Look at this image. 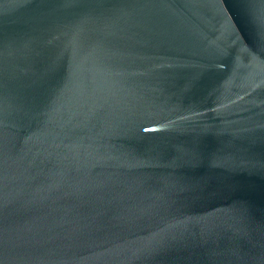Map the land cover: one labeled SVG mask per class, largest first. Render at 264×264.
<instances>
[{
    "label": "water",
    "instance_id": "obj_1",
    "mask_svg": "<svg viewBox=\"0 0 264 264\" xmlns=\"http://www.w3.org/2000/svg\"><path fill=\"white\" fill-rule=\"evenodd\" d=\"M0 264H264V0H0Z\"/></svg>",
    "mask_w": 264,
    "mask_h": 264
}]
</instances>
